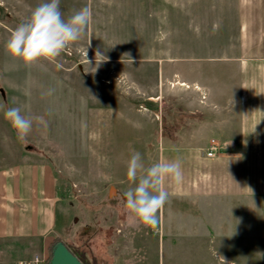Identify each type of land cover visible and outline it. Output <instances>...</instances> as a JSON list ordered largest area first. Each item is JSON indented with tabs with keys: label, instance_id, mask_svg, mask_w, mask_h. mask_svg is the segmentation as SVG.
Segmentation results:
<instances>
[{
	"label": "rangeland",
	"instance_id": "374dc122",
	"mask_svg": "<svg viewBox=\"0 0 264 264\" xmlns=\"http://www.w3.org/2000/svg\"><path fill=\"white\" fill-rule=\"evenodd\" d=\"M40 2L0 0V159L27 153L52 164V240L85 264H117L111 254L138 229L147 245L135 264H264V56L240 37L244 25L260 33L261 0H60L65 19L91 9L85 32L54 60L25 64L5 44ZM96 50L108 59L93 72ZM11 106L32 119L24 141L3 115ZM210 139L217 150L204 159ZM133 150L145 167L181 161V182L161 181L169 197L154 227L116 221L131 220L120 190L134 185L126 175ZM229 154L249 165L235 199L225 189ZM115 176L119 191L102 185ZM188 186L199 197V221L178 212ZM50 242L45 255L0 264L35 256L47 264Z\"/></svg>",
	"mask_w": 264,
	"mask_h": 264
},
{
	"label": "crops",
	"instance_id": "0c3cea01",
	"mask_svg": "<svg viewBox=\"0 0 264 264\" xmlns=\"http://www.w3.org/2000/svg\"><path fill=\"white\" fill-rule=\"evenodd\" d=\"M260 14L262 17L260 33L254 32L252 36L247 25H244L240 37L244 48H249L251 42L256 43L253 46L260 47L264 56V0H261ZM239 140V144H246L248 141L244 137H240ZM229 155L230 162L227 166L229 184L225 186V189L228 188L230 196L236 198L238 176L242 169L247 170L249 167L246 163L248 158L245 155L243 159L237 154ZM201 157L212 158L207 157L204 152ZM201 170L199 167L198 171L202 172ZM121 178V176L106 177L102 185L112 183V187H115L114 185L117 184L115 190L119 191ZM127 189L122 187L120 191L124 193ZM193 191L192 186H188L186 191L182 190L181 193L184 194L180 198L184 206L182 205L178 212L180 215L183 214V218L199 221L203 217L197 213L199 197L195 196ZM58 199L57 178L50 162L34 158L27 153H18V156L11 160L0 159V258L3 262L12 263L34 255H45L48 243L53 237L59 236L56 219ZM169 201L171 203L172 199L170 198ZM167 209L169 213H173L170 206L167 205ZM129 218L131 220L128 221L116 218L117 224L142 225L132 216ZM136 235H140V230H132L133 237L122 241L117 251L111 254L117 258V264H135L137 250L147 245L146 238L142 242L139 236L135 238ZM122 258L123 261H121Z\"/></svg>",
	"mask_w": 264,
	"mask_h": 264
},
{
	"label": "clouds",
	"instance_id": "9594fccd",
	"mask_svg": "<svg viewBox=\"0 0 264 264\" xmlns=\"http://www.w3.org/2000/svg\"><path fill=\"white\" fill-rule=\"evenodd\" d=\"M59 5L60 0H41L30 14L17 24L5 44L11 56L18 57L25 64L39 58L54 60L70 43L81 39L90 22L91 9L85 5L65 19ZM84 55H87L86 48ZM107 59L108 56L102 51L96 50L94 62L90 64H94L93 72ZM3 115L16 130L17 138L24 141L32 128V119L20 106L3 109ZM258 122L253 125L252 131ZM126 175L134 182V186L123 193L126 208L141 224L156 226L158 211L169 197L168 191L160 187L161 181L168 179L180 183L181 161L159 160L145 167L141 153L133 150L127 162Z\"/></svg>",
	"mask_w": 264,
	"mask_h": 264
},
{
	"label": "water",
	"instance_id": "95a60500",
	"mask_svg": "<svg viewBox=\"0 0 264 264\" xmlns=\"http://www.w3.org/2000/svg\"><path fill=\"white\" fill-rule=\"evenodd\" d=\"M47 264H83L62 242H57L52 249V256Z\"/></svg>",
	"mask_w": 264,
	"mask_h": 264
},
{
	"label": "built area",
	"instance_id": "2783aa9c",
	"mask_svg": "<svg viewBox=\"0 0 264 264\" xmlns=\"http://www.w3.org/2000/svg\"><path fill=\"white\" fill-rule=\"evenodd\" d=\"M217 150V142L214 139H210L208 146L206 150L204 151V154L207 157H213L215 155V152ZM47 261V260H46ZM44 259H40L38 257H33V259L27 261H20L19 264H45L46 262Z\"/></svg>",
	"mask_w": 264,
	"mask_h": 264
},
{
	"label": "trees",
	"instance_id": "16d2710c",
	"mask_svg": "<svg viewBox=\"0 0 264 264\" xmlns=\"http://www.w3.org/2000/svg\"><path fill=\"white\" fill-rule=\"evenodd\" d=\"M57 241H58V239H56V240H52L50 243H51V246H50V256H49V259L51 258V256H52V249H53V247H54V245L57 243ZM67 247V246H66ZM68 248V247H67ZM69 249V248H68ZM70 250V252L73 254V255H75L83 264H85L84 263V261L78 256V255H76L75 253H74V251H72L71 249H69Z\"/></svg>",
	"mask_w": 264,
	"mask_h": 264
},
{
	"label": "bare ground",
	"instance_id": "6f19581e",
	"mask_svg": "<svg viewBox=\"0 0 264 264\" xmlns=\"http://www.w3.org/2000/svg\"><path fill=\"white\" fill-rule=\"evenodd\" d=\"M181 84H184V83L181 82ZM114 191H115L114 188H111L110 192L113 193Z\"/></svg>",
	"mask_w": 264,
	"mask_h": 264
}]
</instances>
